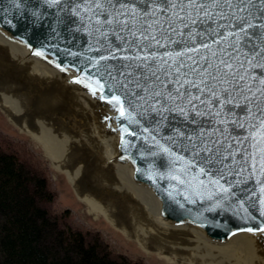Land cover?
I'll return each instance as SVG.
<instances>
[{
	"label": "water",
	"instance_id": "1",
	"mask_svg": "<svg viewBox=\"0 0 264 264\" xmlns=\"http://www.w3.org/2000/svg\"><path fill=\"white\" fill-rule=\"evenodd\" d=\"M262 9L255 0L245 14L260 24ZM178 12L161 0H0V39L57 73L102 157L153 200L156 224L215 245L248 239L264 264V84L253 79L261 69L243 66L245 94L227 107L191 85L177 97L179 85L165 84L174 74L163 72L165 63L194 66L205 56L215 64L214 54L235 48L232 63L244 61L243 53L264 45V27L233 38L218 14L189 8L180 22ZM253 95L259 103L249 102ZM194 96L201 100L190 103Z\"/></svg>",
	"mask_w": 264,
	"mask_h": 264
},
{
	"label": "bare ground",
	"instance_id": "2",
	"mask_svg": "<svg viewBox=\"0 0 264 264\" xmlns=\"http://www.w3.org/2000/svg\"><path fill=\"white\" fill-rule=\"evenodd\" d=\"M58 81L56 72L23 59L0 39V109L42 145L91 212L104 216L145 250L162 253L178 264H261L248 239L215 245L156 224L151 197L106 162L89 120Z\"/></svg>",
	"mask_w": 264,
	"mask_h": 264
},
{
	"label": "trees",
	"instance_id": "3",
	"mask_svg": "<svg viewBox=\"0 0 264 264\" xmlns=\"http://www.w3.org/2000/svg\"><path fill=\"white\" fill-rule=\"evenodd\" d=\"M57 198L46 160L0 131V264H147L103 229L73 222Z\"/></svg>",
	"mask_w": 264,
	"mask_h": 264
},
{
	"label": "snow or ice",
	"instance_id": "4",
	"mask_svg": "<svg viewBox=\"0 0 264 264\" xmlns=\"http://www.w3.org/2000/svg\"><path fill=\"white\" fill-rule=\"evenodd\" d=\"M161 2L165 3L168 8L177 7L179 12L185 14L181 16L179 12L177 13L176 19L180 22H183L188 16L189 8L197 15L201 12H203L205 16L218 14L221 18L231 22V27L233 29L231 35L233 38L241 37V34H243L241 38L246 39L249 36L250 30L264 27V16L254 18L261 20V23L257 24L249 19L250 13L245 14L247 13L248 6L253 4L255 0H161ZM259 3L264 5V0H259ZM262 12H264V9H262ZM109 23H111V21H109ZM147 27L151 26H142L144 29ZM169 27H171V24ZM141 36L144 39L156 40L155 36H147L144 34V31H141ZM133 37L134 39H139L135 33H133ZM201 47L207 48V45L202 44ZM230 48H235V45H230ZM139 50L143 51V48ZM236 53H240L239 48H235V53L229 52L226 57L214 54L217 60L215 64L211 63L207 56L204 57L203 64L197 62L194 66H189L183 61H178L174 68H170V66L165 63V68L163 70L164 75L167 76L169 70L174 74V80L165 81V84L174 83L179 85V87L175 88L177 97L187 96V86L191 85V87L195 88L201 95L207 93L214 104L220 105L223 103L224 107H227L233 103L237 95L245 94L246 81L244 76L240 75L245 64H251L253 68L261 69V72L253 79L254 82L264 84V45L253 46L250 51L243 53L245 56L244 61L237 60L239 68H237V64L232 63L233 56L236 55ZM141 59L147 61L148 57H141ZM155 59V57H152L149 63L155 61ZM161 62L164 63L163 60ZM137 67H140V65H137ZM189 74L198 77L199 83L196 82V79L189 80ZM152 75L155 76L157 80H160V76L157 75L156 71H153ZM181 89H184V91L182 92ZM247 91L251 93V87H249ZM259 91L260 94H264V88H261ZM154 95L159 97L161 93L155 92ZM192 100H201V96L191 97L189 102L191 103ZM201 102L203 103V101ZM249 102H258L256 101V96L253 95ZM260 112L264 114V107L260 108Z\"/></svg>",
	"mask_w": 264,
	"mask_h": 264
},
{
	"label": "rangeland",
	"instance_id": "5",
	"mask_svg": "<svg viewBox=\"0 0 264 264\" xmlns=\"http://www.w3.org/2000/svg\"><path fill=\"white\" fill-rule=\"evenodd\" d=\"M0 131L27 142L38 155L46 160L52 187L58 192V198L54 206L56 209H71L75 215L73 222L82 227L103 229L117 249L124 248L131 254L143 256L147 264H178L176 261L167 259L162 253L145 250L137 240L128 237L104 216L91 212L89 205L76 193L65 173L58 171L53 166L42 145L29 133L21 130L11 122L9 116L2 109H0Z\"/></svg>",
	"mask_w": 264,
	"mask_h": 264
}]
</instances>
